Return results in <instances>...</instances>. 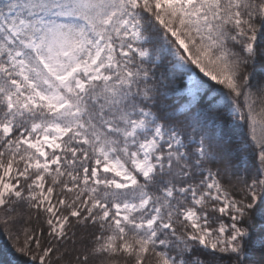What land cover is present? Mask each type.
I'll return each mask as SVG.
<instances>
[{
	"label": "snow or ice",
	"instance_id": "obj_1",
	"mask_svg": "<svg viewBox=\"0 0 264 264\" xmlns=\"http://www.w3.org/2000/svg\"><path fill=\"white\" fill-rule=\"evenodd\" d=\"M0 232L24 264H264V0H0Z\"/></svg>",
	"mask_w": 264,
	"mask_h": 264
},
{
	"label": "trees",
	"instance_id": "obj_2",
	"mask_svg": "<svg viewBox=\"0 0 264 264\" xmlns=\"http://www.w3.org/2000/svg\"><path fill=\"white\" fill-rule=\"evenodd\" d=\"M25 259L15 252L9 235L0 232V264H24Z\"/></svg>",
	"mask_w": 264,
	"mask_h": 264
}]
</instances>
